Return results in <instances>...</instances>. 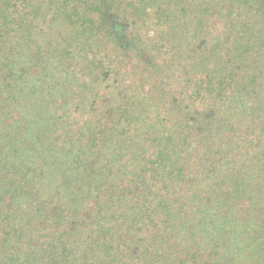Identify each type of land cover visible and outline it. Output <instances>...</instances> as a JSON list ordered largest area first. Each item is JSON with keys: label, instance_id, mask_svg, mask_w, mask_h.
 <instances>
[{"label": "trees", "instance_id": "16d2710c", "mask_svg": "<svg viewBox=\"0 0 264 264\" xmlns=\"http://www.w3.org/2000/svg\"><path fill=\"white\" fill-rule=\"evenodd\" d=\"M32 1L0 0V94L7 90L4 92L7 97L2 101L4 106L11 103V108L16 106L14 101L25 89L28 88L29 93L31 89L35 94L39 93L36 85L29 88L32 68L21 65L20 55L24 53L18 50L19 44L13 45L17 39L23 38L26 30L31 29V19L25 16L24 11L31 8L32 13L40 12L47 0H40V4L35 6H32ZM79 1L85 5L81 7ZM156 1L146 0L145 6L159 14L155 21L160 25L167 24L166 29L171 33L169 39L175 40L177 32L184 28H188V33L195 39L203 33L206 21H192L188 17L189 11L201 7L199 0H171L167 15L162 12L160 15ZM218 1L217 5H220L222 1ZM47 4L52 6L55 0H49ZM121 4L122 0H63L62 6L57 8L65 13L69 25L78 31L76 38L79 42L85 41L87 46L93 38H112L116 48L120 46V51L126 50L121 55L126 61L124 56L130 49L138 47L137 40H140L136 34L131 35L134 28L130 30V41H123L121 33L129 30V24L123 25L116 20ZM72 5L77 6L76 9H71ZM212 7L211 4L209 8ZM215 7L213 11L203 9L202 15L213 17ZM215 25L210 23L209 28L206 27V37ZM28 26L30 28L26 29ZM121 42L126 45L121 46ZM226 42L224 48L227 47ZM219 47L213 46L210 60H224L231 68L242 67V52L236 51L239 54L231 55L232 51L225 53ZM258 50L263 56V48ZM138 52L144 69L153 68L156 61H150L145 50ZM74 53L72 47L65 49V56L72 60ZM57 58L56 55L45 57L41 51L32 53L28 61L37 65L41 61L47 70L50 60L55 62ZM196 58L200 57L195 53L186 64ZM95 60L92 70H101L95 77L98 79L106 68L102 67L101 60ZM209 72L200 86L197 83L194 89L199 88L196 96H204L202 92L208 89L211 94L218 95L229 88L235 90L233 97L238 96L242 83L238 73ZM47 77V83L42 82L45 87H40L48 93L57 91L53 76L47 74ZM120 86L118 84L115 89ZM142 86L143 83L139 84L137 90L130 92L129 99H123L119 108L110 112L107 124L83 130L78 139L73 140L74 144H69L71 140L61 146L58 143L55 146L53 141L48 145L42 144L51 141L57 132L52 127L46 131L40 127H26L23 132L15 131L14 127H0L3 133H0V193H3L0 202L4 195L10 199L6 205L7 213L0 218V239L5 238L0 240V264H187V259L177 255L184 253L180 249L183 242L186 244L188 239L197 237L195 242L199 244V238L213 236L212 233L217 231H222V237H226V233L228 240L231 238L239 243L236 242L232 249H225L230 245L227 241L215 246L209 257L215 260L214 264L223 260V250L228 255L236 254L237 259L245 257L246 250L238 246L243 244L241 241L251 244L253 249L249 252L254 264H264V150L241 162L227 177H219L220 168L216 166L202 178L200 170L192 168L190 149L196 137L201 136L202 128L188 127L196 126V121L184 117L178 128L169 131L165 138L159 136L152 140L151 145L156 152L145 159H135L132 163L134 171L125 173L127 176L124 177L125 166L122 167L119 159L114 161V158L124 149L128 142L126 138L134 136L136 126L142 121L138 111L141 115L144 113L137 102V99H143L139 91L146 94ZM133 92L137 96L132 95ZM109 152L112 155L107 158ZM57 171L63 175L53 194L48 188L58 179ZM215 177H219L216 189L209 196L204 192L203 182ZM241 197L256 200L243 221L234 218L231 212L233 199L240 201ZM17 204L21 205L17 207ZM214 209L215 217L210 215ZM207 228H211L210 232ZM36 233L38 239H35ZM35 240L39 245L34 243ZM171 242L176 244L172 246ZM13 244L25 247L30 253L20 255L19 260L12 258L8 261L5 254L13 250ZM170 257L172 261H169ZM199 259L195 258L194 264Z\"/></svg>", "mask_w": 264, "mask_h": 264}, {"label": "rangeland", "instance_id": "374dc122", "mask_svg": "<svg viewBox=\"0 0 264 264\" xmlns=\"http://www.w3.org/2000/svg\"><path fill=\"white\" fill-rule=\"evenodd\" d=\"M199 1L201 3V7L198 6L199 10L189 11L188 17L192 21L205 20L207 28L210 23H215L212 32L206 37L208 31L205 27L199 38L195 39L188 33L189 29L183 27L184 29L179 30L176 39L173 40L169 39L171 33L166 29L167 24L160 25L158 21H155L159 14L157 12L154 14L153 8L149 10L151 7L145 6L146 0H122L116 20H120L123 25L128 23L129 30L126 29L121 33V37L123 41H130V30L135 28V32L131 35L136 34L140 40H137L138 47L132 48L134 50L130 49L124 56L126 61H123L121 56L126 50L120 51V46L119 49L116 48V45L111 42L112 38L103 36L98 39L93 38L86 44L87 46L85 41L79 42L76 38L79 35L78 31L69 25L65 13L57 8L62 6L63 0H55L56 7L49 6L47 4L49 0H47L41 6L40 12L32 13L31 8L26 9L24 14L31 19V29L26 30L23 38L17 39L13 45L19 44L18 50L24 53L20 55L21 65L32 68L29 88L31 85H36L35 89H39V93L35 94L32 89L29 93V89H25L22 95L15 98L16 106L11 108V103L5 106L3 104L2 99L7 97L4 93L7 90L3 91L0 94V127H14L15 131L22 132L26 130V127H29L28 129L40 127L42 131L52 127L57 132L52 136L51 141L42 144L53 141L55 146L57 143L61 146L69 140H71L69 144H74L73 140L78 139L83 130L107 124L110 112L119 108L122 100L129 99L130 92L137 90L138 85L143 83L142 87L146 94L138 90V94H141L140 97L143 99H137V102L144 114L141 115L136 108L142 121L136 126L137 131L134 136L126 138L127 144L125 143L124 149L114 158V161L119 159L122 167L125 166L124 177L127 176L125 173L134 171L132 163L135 159L138 157L145 159L149 154L156 152L151 145L152 140L159 136L165 138L169 131L178 128L184 117L196 121V126L188 127L202 128L201 136L196 137L194 146L190 148L193 155L192 168L199 169L203 178L209 170L214 171L217 166L220 168L219 177L222 175L227 177L231 170L239 167L241 162L251 159L253 155L264 150V0H231V2L220 0L222 1L220 5H217L218 0ZM170 2L171 0L155 2L157 7L160 6V15L161 12L164 15L168 14ZM38 3L40 4V0H34L32 6ZM79 4L81 7L82 4L85 5L80 1ZM211 4L213 7L209 8ZM214 6L216 7L213 17L202 15L203 9L213 11ZM70 7L76 9L77 6ZM28 28L30 26L26 29ZM224 41H227L225 48ZM120 44L126 45L125 42ZM217 45H220L219 48L225 53L232 51L231 55L239 54L236 51L242 52L244 57L241 59L242 67L231 68L229 63L223 62L224 60H210L213 46ZM67 47L75 50L73 60L70 56H65ZM260 48H263L261 50L263 56L260 55L259 50L257 51ZM141 49L146 51L150 61H156L153 68L144 69L145 66L138 58V51ZM41 51L45 57L54 55L58 57L57 62L50 60L47 70L44 64L40 63L41 61L38 65L28 61L32 53ZM195 53L200 58H196L187 65L186 62ZM94 59L101 60L102 67L106 68L103 70V76L98 79L95 77L101 70L99 69L98 72L92 70ZM210 68L212 70H209ZM208 70L217 73H238V76L242 78L238 96L233 97L235 90L232 88L221 91L218 95L211 94L212 92L208 89L202 92L204 96H199H202L201 99L196 96V90L198 91L199 88L194 89L198 82L200 86L206 80L207 74L210 73ZM47 74L53 76L57 91L53 90L52 93L43 91L45 86L42 82L47 83L49 78H45ZM118 84L121 86L115 89ZM236 85L238 83L234 87ZM132 95L137 96L134 92ZM214 96L218 99L214 100ZM260 103H263V107H260ZM27 106L33 108L29 109ZM180 109L182 112L179 111ZM179 128L182 129V127ZM0 133L3 134L2 130ZM111 155L112 153L109 152L106 157L110 158ZM56 173H58V179L53 182L51 188H48L53 194L61 182L60 176L63 175L60 171ZM219 177L203 182L204 192L210 194L213 189H216L215 184ZM2 195L1 191L0 197ZM203 195L206 196L205 193ZM9 201V197L4 195L0 202L2 203L0 218L7 213L6 205ZM255 201L253 198L249 201L243 197L240 201L233 199L232 216L240 221L246 220L247 213L252 210V203ZM13 205L16 206V203ZM20 205L17 204V207ZM190 206L193 208L192 204ZM14 208H11L12 211ZM215 211L216 209L212 210L210 215L215 217ZM210 230L211 228H207V231L210 232ZM221 232L217 231L212 233L213 236L199 238V244L195 242L198 240L197 237L188 239L180 248L184 253H177V255L187 259V264H194L195 258H200L195 264H214L215 260L209 257L215 246H220V243L227 241L230 245L225 249L229 247L232 249L237 242L231 238L228 240L226 233H224L226 237H222ZM38 236L36 233L35 239H38ZM0 240H5L4 236ZM241 242L243 244L238 246L246 250L247 256L237 259L236 254L228 255L223 250V260L218 264H254V258H250L251 252H249L252 248L251 244ZM34 243L39 245L36 240ZM175 244L171 242L172 246ZM29 253L25 247L13 244V250L6 253L5 258L8 261L12 258L19 260L20 255ZM172 260L170 257L169 261Z\"/></svg>", "mask_w": 264, "mask_h": 264}]
</instances>
